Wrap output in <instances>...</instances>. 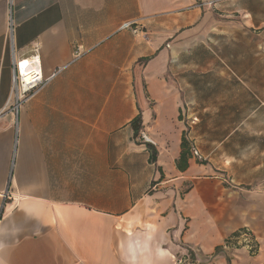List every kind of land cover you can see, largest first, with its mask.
<instances>
[{"label":"crops","instance_id":"0c3cea01","mask_svg":"<svg viewBox=\"0 0 264 264\" xmlns=\"http://www.w3.org/2000/svg\"><path fill=\"white\" fill-rule=\"evenodd\" d=\"M238 16L264 29V0H0V264H264V204L193 147L178 169L187 128L167 77ZM24 63L50 82L14 112ZM227 120L209 145L233 142Z\"/></svg>","mask_w":264,"mask_h":264},{"label":"rangeland","instance_id":"374dc122","mask_svg":"<svg viewBox=\"0 0 264 264\" xmlns=\"http://www.w3.org/2000/svg\"><path fill=\"white\" fill-rule=\"evenodd\" d=\"M219 20L172 56L167 77L182 93L189 150L204 156L198 164L221 167L257 206L264 204V29H245L239 16ZM252 65L258 72L250 85ZM229 117L233 142L209 145Z\"/></svg>","mask_w":264,"mask_h":264},{"label":"built area","instance_id":"2783aa9c","mask_svg":"<svg viewBox=\"0 0 264 264\" xmlns=\"http://www.w3.org/2000/svg\"><path fill=\"white\" fill-rule=\"evenodd\" d=\"M134 24L135 23H124L123 25H121L120 30L130 31L134 35L142 33L141 29H139V27L135 26ZM13 32L14 27L13 22L11 21L9 30L10 35H12ZM80 56L81 53H76L75 59L79 58ZM18 66V70L14 73L13 76L15 104L12 107V111L14 112L18 111L21 103L31 99L50 82V79H44L42 73L32 66L27 75H23L22 71L20 70V64ZM140 139L148 144H155V142L152 141L149 135L144 131L140 132ZM229 183H233V181H229ZM241 244H244L251 248L253 244V236H251V234H249L248 232L243 233V235L241 236ZM226 247H229L228 243L226 244Z\"/></svg>","mask_w":264,"mask_h":264},{"label":"trees","instance_id":"16d2710c","mask_svg":"<svg viewBox=\"0 0 264 264\" xmlns=\"http://www.w3.org/2000/svg\"><path fill=\"white\" fill-rule=\"evenodd\" d=\"M142 117L138 116L137 119H135L131 126H133V130H134V135L138 136L139 131L142 128ZM183 144H182V153L180 155V160L177 161V167L180 171H184L187 169V167L189 166V159L192 157L191 156V150H189V142L188 140H186L185 136L182 139ZM151 150H153V146L149 147ZM157 159L156 157V153L155 151H153V155H152V162H155ZM243 233H246L244 230H240L238 232L235 233L234 237H240L241 235H243ZM230 241H228L227 243H229Z\"/></svg>","mask_w":264,"mask_h":264},{"label":"bare ground","instance_id":"6f19581e","mask_svg":"<svg viewBox=\"0 0 264 264\" xmlns=\"http://www.w3.org/2000/svg\"><path fill=\"white\" fill-rule=\"evenodd\" d=\"M29 66H27V64L26 63H24V64H20V70L22 71V74L23 75H27L28 74V72L30 71V68H28Z\"/></svg>","mask_w":264,"mask_h":264}]
</instances>
